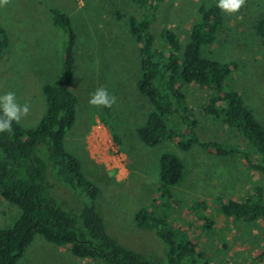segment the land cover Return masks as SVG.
<instances>
[{"label": "rangeland", "instance_id": "rangeland-1", "mask_svg": "<svg viewBox=\"0 0 264 264\" xmlns=\"http://www.w3.org/2000/svg\"><path fill=\"white\" fill-rule=\"evenodd\" d=\"M207 2L166 0L156 16L154 32L168 27L184 44L197 8ZM263 6L264 0H245L237 12L225 11V25L216 42L203 49V55L233 66L229 84L264 125V40L254 34L249 19ZM53 9L69 15L76 35L70 89L78 103L75 123L64 145L79 161L84 176L98 188L97 201L109 234L129 249L163 254L164 246L138 230L133 218L139 210L159 202V158L173 153L184 163L185 175L182 184L173 189L178 205L166 211L171 224L191 234L211 264H264V219L243 223L226 218L217 211L216 202L217 198L242 200L258 187L264 197V175L250 169L239 156L217 157L198 147L183 152L169 141L150 148L137 138L135 131L145 123L151 105L136 88L140 59L126 19L141 11L131 0L0 2V27L10 40V48L0 58V95L13 92L21 106L28 105V113L18 124L27 130L37 127L46 110L40 88L61 79L67 38L52 23ZM99 88L115 97L110 115L103 105L89 103ZM182 92L198 120L201 141L237 144L232 130L202 115L200 106L207 100V92L193 85L184 86ZM113 134L120 144L113 140ZM54 194L65 209L79 204L75 195L58 183ZM195 201L204 206L193 213ZM19 214L15 206L0 199V229L10 228ZM17 264L95 263L75 258L64 248L35 236Z\"/></svg>", "mask_w": 264, "mask_h": 264}, {"label": "trees", "instance_id": "trees-1", "mask_svg": "<svg viewBox=\"0 0 264 264\" xmlns=\"http://www.w3.org/2000/svg\"><path fill=\"white\" fill-rule=\"evenodd\" d=\"M131 1L141 11L126 19L140 59L136 88L151 105L145 123L135 131L140 143L153 148L169 141L183 152L198 147L217 157L239 156L250 169L264 175V125L229 84L233 66L203 55V49L216 42L225 25V11L217 7V0H207L197 8L184 44L168 27L154 32L159 8L166 0ZM50 13L53 25L67 38L61 79L40 88L46 110L37 127L27 130L13 121L10 131L0 132V199L20 212L10 228L0 229V264L19 263L35 236L95 264H211L210 258L199 251L195 238L174 227L166 214L178 205L173 189L182 184L185 175L184 163L173 153L159 158V202L139 210L133 218L138 230L164 246L163 254L129 249L109 234L97 201L98 188L65 149L64 139L75 123L78 103L70 89L76 35L69 15L57 9ZM249 19L254 34L264 40V6ZM9 48V36L0 27V58ZM187 85L208 93L200 106L202 115L232 130L237 144L200 140L198 120L182 92ZM112 107L104 106L107 115ZM113 140L120 144L114 134ZM57 183L75 195L77 206L65 209L60 205L54 194ZM223 199L217 198V211L226 218L243 223L264 219L261 187L242 200ZM193 204V213L204 206L197 201Z\"/></svg>", "mask_w": 264, "mask_h": 264}, {"label": "clouds", "instance_id": "clouds-1", "mask_svg": "<svg viewBox=\"0 0 264 264\" xmlns=\"http://www.w3.org/2000/svg\"><path fill=\"white\" fill-rule=\"evenodd\" d=\"M2 2V0H0ZM245 0H217V7L228 13L237 12ZM115 102V97L110 96L106 89L99 88L92 95L90 104L110 107ZM29 111L27 104L21 106L13 92L0 95V132L10 131L12 122H19L23 115Z\"/></svg>", "mask_w": 264, "mask_h": 264}, {"label": "crops", "instance_id": "crops-1", "mask_svg": "<svg viewBox=\"0 0 264 264\" xmlns=\"http://www.w3.org/2000/svg\"><path fill=\"white\" fill-rule=\"evenodd\" d=\"M72 92V91H71ZM76 109H77V107H76Z\"/></svg>", "mask_w": 264, "mask_h": 264}]
</instances>
